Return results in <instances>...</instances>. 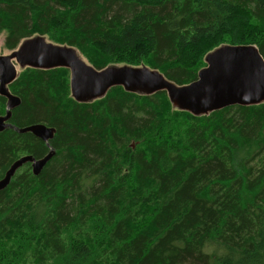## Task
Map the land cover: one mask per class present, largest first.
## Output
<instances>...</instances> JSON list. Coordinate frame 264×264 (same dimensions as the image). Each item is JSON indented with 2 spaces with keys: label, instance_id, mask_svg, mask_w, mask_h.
<instances>
[{
  "label": "trees",
  "instance_id": "1",
  "mask_svg": "<svg viewBox=\"0 0 264 264\" xmlns=\"http://www.w3.org/2000/svg\"><path fill=\"white\" fill-rule=\"evenodd\" d=\"M0 33L8 50L40 34L181 85L223 43L264 58V0H0ZM9 89L0 178L54 152L0 190V264H264V103L194 116L121 86L77 102L64 67H26ZM37 123L47 143L18 131Z\"/></svg>",
  "mask_w": 264,
  "mask_h": 264
},
{
  "label": "water",
  "instance_id": "2",
  "mask_svg": "<svg viewBox=\"0 0 264 264\" xmlns=\"http://www.w3.org/2000/svg\"><path fill=\"white\" fill-rule=\"evenodd\" d=\"M205 66L197 72L195 80L177 84L158 69L144 65H108L101 69L87 63L74 46L56 44L36 34L24 38L7 54H0V96L5 98V113L0 115V131L12 127L7 122L11 111L21 102L9 85L17 78L20 68H67L69 90L77 102H91L102 98L114 86L138 95H151L164 91L172 107L194 116L232 105L248 106L264 103V58L252 44L223 43L204 57ZM7 122V123H6ZM31 132L46 143L55 129L43 123L18 129ZM53 149L42 158L23 155L14 160L0 178V190L10 182L16 170L24 163H31V171L38 175L53 155Z\"/></svg>",
  "mask_w": 264,
  "mask_h": 264
},
{
  "label": "rangeland",
  "instance_id": "3",
  "mask_svg": "<svg viewBox=\"0 0 264 264\" xmlns=\"http://www.w3.org/2000/svg\"><path fill=\"white\" fill-rule=\"evenodd\" d=\"M36 35V34H35ZM44 36V35H43ZM45 38H46V36H44ZM3 40H4V34L3 33H0V54H7V53H9V51L10 50H8V49H6L4 46H3ZM46 40H48L47 38H46ZM48 41H50V40H48ZM52 42V41H51ZM53 43H56V42H53ZM56 44H58V43H56ZM76 48V47H75ZM77 49V48H76ZM77 51H78V49H77ZM79 52V51H78ZM79 54L81 55V53L79 52ZM82 56V55H81ZM83 58V57H82ZM84 59V58H83ZM85 60V59H84ZM86 61V60H85ZM87 62V61H86ZM88 63V62H87ZM141 65H144V64H141ZM141 65H139V66H141ZM17 66V70H18V75L20 74V72L23 70V69H25V68H20L19 67V65H16ZM144 66H146V67H148L147 65H144ZM31 68V67H30ZM150 68V67H149ZM68 76H69V71H68ZM124 90V89H123ZM71 96V95H70ZM96 100V99H95ZM94 101V100H93ZM92 102V101H91ZM170 105H171V103H170ZM171 107H172V105H171ZM173 108V107H172ZM175 109V108H174ZM4 113H5V110H4ZM4 113L3 114H0V115H4ZM7 122H9V120L7 121ZM6 122V123H7ZM130 146H131V148H134V143L133 142H131V144H130ZM30 168H31V164H30Z\"/></svg>",
  "mask_w": 264,
  "mask_h": 264
},
{
  "label": "flooded vegetation",
  "instance_id": "4",
  "mask_svg": "<svg viewBox=\"0 0 264 264\" xmlns=\"http://www.w3.org/2000/svg\"><path fill=\"white\" fill-rule=\"evenodd\" d=\"M31 164V163H30Z\"/></svg>",
  "mask_w": 264,
  "mask_h": 264
}]
</instances>
